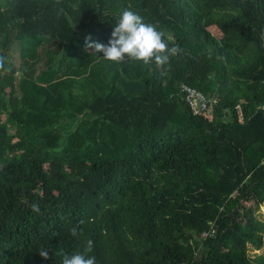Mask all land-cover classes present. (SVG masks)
Returning a JSON list of instances; mask_svg holds the SVG:
<instances>
[{"label": "trees", "instance_id": "obj_1", "mask_svg": "<svg viewBox=\"0 0 264 264\" xmlns=\"http://www.w3.org/2000/svg\"><path fill=\"white\" fill-rule=\"evenodd\" d=\"M124 10L181 54L86 49ZM0 55V264H264V0H0Z\"/></svg>", "mask_w": 264, "mask_h": 264}, {"label": "clouds", "instance_id": "obj_2", "mask_svg": "<svg viewBox=\"0 0 264 264\" xmlns=\"http://www.w3.org/2000/svg\"><path fill=\"white\" fill-rule=\"evenodd\" d=\"M85 48L92 49V54L103 53V59L115 63H122L125 60L142 62L146 66L153 63L157 67H163L170 63V58L181 54L179 45L169 47L165 40V33L159 31L153 24L145 23L143 18L130 10H124L116 20L111 37L107 44L92 41L91 36L85 38ZM6 58L0 55V70L5 69ZM31 211L40 213V205L33 203ZM83 219L73 225L69 232L74 238L82 235ZM93 250V241L88 240L83 252L73 254H62L60 264H96V257L90 256ZM39 256L49 259L48 249L41 248Z\"/></svg>", "mask_w": 264, "mask_h": 264}, {"label": "built area", "instance_id": "obj_3", "mask_svg": "<svg viewBox=\"0 0 264 264\" xmlns=\"http://www.w3.org/2000/svg\"><path fill=\"white\" fill-rule=\"evenodd\" d=\"M178 95L180 99H183L192 115L208 113V105L212 103V100L208 99L199 90L182 84ZM259 108L264 111V105ZM203 236H206V234H203Z\"/></svg>", "mask_w": 264, "mask_h": 264}, {"label": "rangeland", "instance_id": "obj_4", "mask_svg": "<svg viewBox=\"0 0 264 264\" xmlns=\"http://www.w3.org/2000/svg\"><path fill=\"white\" fill-rule=\"evenodd\" d=\"M210 31L212 32V34L215 37H219L220 36V32L216 28H210ZM15 62L17 63V59L16 58H15ZM40 179H42V178H40ZM255 216H256L257 219H259L262 222H264V202L260 206L259 211L255 214ZM257 253H264V248L261 249L260 251L250 250V255L257 254Z\"/></svg>", "mask_w": 264, "mask_h": 264}]
</instances>
